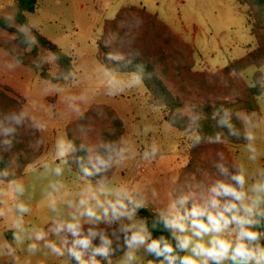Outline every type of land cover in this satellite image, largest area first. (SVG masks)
<instances>
[{
  "label": "clouds",
  "instance_id": "9594fccd",
  "mask_svg": "<svg viewBox=\"0 0 264 264\" xmlns=\"http://www.w3.org/2000/svg\"><path fill=\"white\" fill-rule=\"evenodd\" d=\"M141 24L138 20L136 26ZM34 27L32 22L17 26L28 47L36 43ZM105 47L113 49L105 59L115 64L131 62L140 55L131 41L119 37ZM55 59L53 56L52 61ZM13 60L4 65L9 71L21 64L18 58ZM103 75L108 97L119 96L141 82L138 74L124 78L107 66ZM62 78L70 81L72 74ZM59 92V87L52 86L43 94ZM86 102L84 94L65 97L67 109L76 119L83 118L81 105ZM52 116L51 109L46 115L39 114L34 102L0 111V149L10 151L25 133L46 132ZM176 116L187 120L190 147L225 144L231 137L244 141L245 159L229 162L224 152H216L211 161L213 175L193 176L187 192L173 181L171 198L163 206L150 208L154 218L149 221L139 212L149 208L150 197L159 201L158 191L145 183H117L113 173L133 161L155 162L161 156L158 142L153 140L143 151L124 136H99L85 142L93 131L87 127L80 129L84 142L78 149L61 135L52 147L54 159L40 162L35 169L46 181L40 188L52 214L46 226L25 219L32 212L28 201L34 198L35 189L9 169L0 171V220L12 216V239L0 240V257L11 258L13 264H19L20 251L28 256L56 257L62 264H264V164L260 163L264 159V114L214 107L211 119L219 130L211 135L202 131L205 114L198 105H186ZM44 142L43 136L39 137L35 147ZM78 151L85 155L76 156ZM70 160L78 165L77 172L72 171ZM66 173L75 178L74 193ZM10 175L14 178L6 179ZM90 177L98 179L93 183ZM161 228L170 236H154ZM116 251L123 255L113 260Z\"/></svg>",
  "mask_w": 264,
  "mask_h": 264
},
{
  "label": "rangeland",
  "instance_id": "374dc122",
  "mask_svg": "<svg viewBox=\"0 0 264 264\" xmlns=\"http://www.w3.org/2000/svg\"><path fill=\"white\" fill-rule=\"evenodd\" d=\"M128 6L144 7L147 13L155 15L180 39L178 43L166 42V45L158 41L151 57L156 59L159 75L167 88L181 99L179 109L206 102L235 101L241 96L243 87H251L252 76L256 71L264 73V67L257 69L254 66L240 74L223 73L230 62L244 57L255 47V40L250 34L245 17L246 7L240 5L238 0H40L38 11L28 14V18L33 24L41 25L43 33L54 36L59 34L56 38L57 45H63L66 49L71 45L74 48V53L70 56L73 59L70 72L72 79L67 82L63 80L64 75H59L56 60L52 61L53 55L38 43H35L39 58L36 70L20 64L15 70L9 71L4 65L13 63L14 57L0 46V91L7 98L16 100L19 107L34 102L39 114L46 115L49 109L53 112L47 131L39 133L45 141L42 146L35 147L37 138L31 133H25L20 138L30 153L41 151L39 158L30 164L31 167L28 165L23 177L19 178L35 189L34 198L28 201L32 212L25 217L33 224L46 226L52 216L47 208V201L40 195V188L46 181L35 169L40 162L54 159L52 147L55 140L66 135V128L76 120L67 109L65 97L84 94L87 97V102L81 105L84 113L98 104L119 109L122 112L120 116L111 108L121 117L124 132L122 136L129 138L138 151H143L153 140L158 142L161 156L155 162L133 161L113 174V180L117 183H145L158 191L159 201L149 198V208L145 209L149 213L153 214L150 208L160 207L168 202L173 181L177 182L182 177L183 169L188 164L187 150L190 142L187 135L165 120L167 108L162 109L148 103V93L141 82L119 96L108 97L105 94L104 67L95 58L97 47L94 39H101L105 21L114 19L120 9ZM16 14L17 7H11L3 13V17L12 21L17 29L18 24L14 21ZM135 15L128 16L120 23V27L122 24L125 26L121 30L131 32L135 29V32L140 30L149 35H161L153 24ZM138 20L142 21L140 27L136 26ZM15 37L16 35L0 29L1 43H12ZM181 42L188 47V51L181 46ZM31 51L32 48L29 47L26 53L30 54ZM42 71L52 78H58V82L42 79ZM6 84L12 86V93L4 91L8 87ZM52 86L60 88L59 94L45 96L44 90ZM122 100H126L128 104H124ZM256 100V113L264 114V82L263 92ZM9 109L17 108L11 107L10 103L0 97V111ZM218 151L224 152L229 162L243 161L246 156L243 145L227 142L219 144L217 148H209L200 155L195 168L188 173L187 181L183 183L186 192L187 183L193 176L201 179L204 174L213 175L211 161ZM260 163L264 164V159ZM66 180L70 191L76 192L74 176L66 173ZM11 222V215L0 220L2 240L11 241ZM121 256L113 260H118ZM149 258L145 257V260ZM18 260L19 264H62L56 257L45 258L41 254L28 256L23 251L18 253ZM0 264L13 262L9 257H0Z\"/></svg>",
  "mask_w": 264,
  "mask_h": 264
},
{
  "label": "trees",
  "instance_id": "16d2710c",
  "mask_svg": "<svg viewBox=\"0 0 264 264\" xmlns=\"http://www.w3.org/2000/svg\"><path fill=\"white\" fill-rule=\"evenodd\" d=\"M37 2L38 0H15L17 14L14 21L18 25L29 23L25 14L34 13ZM238 3L246 7L245 17L250 34L255 40V47L244 57L230 62L223 69V73L225 75L230 73H243L251 66H254L257 69L264 67V0H238ZM132 14H136L135 17L140 16L144 21L153 24L161 35H149L140 30H137V33L135 32V29L131 32L121 30V27L119 26L120 23ZM0 29L7 33L16 35L12 43L6 45L0 42V46L4 47L11 56L18 58L23 66L36 70L39 59L36 52V44L31 46L32 51L30 54L26 53V50L29 47L25 42L24 36L17 32V29L12 25V21L3 16H0ZM32 33L35 37L36 43L47 48L53 56L57 57L55 60L59 66V75L69 74L73 68V59L69 55L62 52L47 38L40 35L36 30L32 29ZM116 37H119L126 42L131 41L133 48L139 50L140 55L132 58L131 62L126 61L120 64H115L114 62L106 60L105 54L113 49L105 47V43H111ZM178 40L180 41V39L163 22L158 20L155 15L147 13L144 7L138 8L128 6L120 9L114 19L105 21L103 25L102 37L96 41V59L103 67L107 66L108 68L117 69L120 75H127L131 77L134 74H138L140 76L141 83L148 93V103L162 109L167 108L168 112L165 120L168 123L177 126L180 132L185 133L187 125L186 118L176 116L177 110H179L182 105V101L177 95H173L172 91L167 88V85L163 82L161 76L159 75L158 68L155 64L156 59H151L152 53L155 52L153 50L156 48L158 41L166 45V42L172 44L173 42L178 43ZM181 46L188 51V47L184 46L183 43ZM167 51L172 52L173 50ZM40 76L42 79L49 80L53 83H56L59 80L58 78H52L44 71L40 73ZM263 82L264 73L258 70L252 76L251 87H243L241 96L235 101H215L206 102L204 104H196L205 114V119L202 121L203 133L205 135H211L215 131L219 130L215 128V122L211 119V113L213 112L214 107H220L223 105L224 107L232 108L235 111H245L247 113L256 112L258 110L256 99L261 96L263 92ZM4 91L12 93L11 89L8 87H5ZM0 97L10 103L11 107H19V103L16 102V100L7 98L1 91ZM87 127L92 128L93 131L87 134L85 142L94 140L99 136H103L108 139H117L124 133L119 116L113 109L104 104L93 105L86 113H84L82 119H76L66 128V136L76 144L78 149L84 142L80 129ZM34 136L37 139L40 137L39 133L34 134ZM228 143L243 145L244 141L236 140L235 138L230 137L228 139ZM218 146L219 144L202 143L199 147L192 148L189 144V148L187 150L189 161L187 166L183 169L182 177L177 181V186H183V183L187 181L188 173L195 168L196 163H198L199 157L203 152L211 147L217 148ZM40 154V150L34 154L30 153L29 149L22 144L21 140H19V142L16 143L10 151L0 149V171L7 168L14 172L15 178H21L24 175L25 168L35 162L36 159L39 158ZM75 155L83 156L85 153L78 151ZM70 166L73 172L78 171V165L71 160ZM12 178L14 177L10 175L6 179ZM89 179L95 182L98 177H90ZM183 190L186 192L185 188H183ZM139 215L141 217H147L149 221L154 218L153 214L149 213L145 209L140 210ZM153 234L154 236L161 234L170 236V234L162 228L154 231ZM121 255H123L122 251H116L112 258L116 259ZM150 259L152 258L150 257L148 260Z\"/></svg>",
  "mask_w": 264,
  "mask_h": 264
},
{
  "label": "crops",
  "instance_id": "0c3cea01",
  "mask_svg": "<svg viewBox=\"0 0 264 264\" xmlns=\"http://www.w3.org/2000/svg\"><path fill=\"white\" fill-rule=\"evenodd\" d=\"M39 3H40V0H38L37 2V6H39ZM36 6V10L34 13H36L38 11V7ZM11 7H16L15 5V0H0V15L4 16L3 13L8 9V8H11ZM32 13V14H34ZM28 14L29 13H26L25 16L28 20V22H30V18H28ZM34 30H36L40 35H42L43 37L47 38L51 43H53L54 45H56L62 52H64L65 54L71 56L73 53H74V48L70 45V47L68 49H66V47H63V45H57L56 44V38H58L59 34L58 35H48L46 33H43V29H42V26L41 25H35V27L33 28ZM98 39V38H97ZM97 39H94L95 41V45H96V40ZM95 55V54H94ZM95 58H96V55H95ZM75 68H76V65H75ZM124 78H130V76H127V75H123ZM9 88H12L11 85H7ZM13 89V88H12ZM124 101L123 103L124 104H128V102H126V100H122ZM113 108L116 113L120 116V114H122V112L119 110V112L116 110V108L114 107H111ZM121 118V117H120ZM0 240H2V238H0Z\"/></svg>",
  "mask_w": 264,
  "mask_h": 264
}]
</instances>
